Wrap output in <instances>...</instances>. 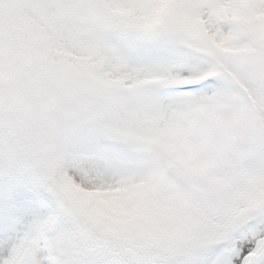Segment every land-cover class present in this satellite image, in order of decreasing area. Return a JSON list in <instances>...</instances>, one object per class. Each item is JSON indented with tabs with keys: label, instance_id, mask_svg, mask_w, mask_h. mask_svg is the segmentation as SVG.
I'll return each instance as SVG.
<instances>
[{
	"label": "rangeland",
	"instance_id": "374dc122",
	"mask_svg": "<svg viewBox=\"0 0 264 264\" xmlns=\"http://www.w3.org/2000/svg\"><path fill=\"white\" fill-rule=\"evenodd\" d=\"M262 169L264 0H0V264H264Z\"/></svg>",
	"mask_w": 264,
	"mask_h": 264
},
{
	"label": "trees",
	"instance_id": "16d2710c",
	"mask_svg": "<svg viewBox=\"0 0 264 264\" xmlns=\"http://www.w3.org/2000/svg\"><path fill=\"white\" fill-rule=\"evenodd\" d=\"M243 42V41H242ZM235 45H237L236 47H238L239 48V44H235ZM212 88H217V87H215L214 85L213 86H211ZM12 137V136H11ZM260 174H264V169H262L261 171H260ZM242 234L244 235V234H246V233H244V231L242 232Z\"/></svg>",
	"mask_w": 264,
	"mask_h": 264
}]
</instances>
